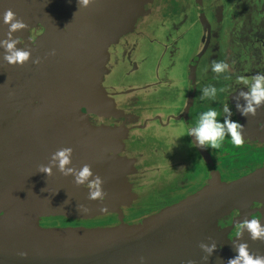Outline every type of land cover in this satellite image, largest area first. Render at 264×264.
Listing matches in <instances>:
<instances>
[{
	"label": "water",
	"instance_id": "1",
	"mask_svg": "<svg viewBox=\"0 0 264 264\" xmlns=\"http://www.w3.org/2000/svg\"><path fill=\"white\" fill-rule=\"evenodd\" d=\"M99 1L108 3L105 9L98 8L97 0L80 8L77 0H0V40L7 38L8 25L3 23L6 9L10 8L22 20L40 8L52 16L56 12L59 14L61 23L49 22L46 34L41 33L38 39L41 48H50L56 54L62 67L57 85L56 82L49 83L44 60L38 67V74L45 82L40 85L37 80L29 79L35 89L31 91L28 104L23 108L17 102L15 106L10 96V102L4 103L8 93L1 76L7 65H14L3 59L4 49L0 47V129L4 123L3 128L9 129L11 134L9 147L7 142L5 148L8 154L4 158L0 150V171L3 173L0 176L4 177L7 170L13 172L9 182H0V209L5 210L2 205L11 203L12 213L23 216L14 220L15 223L0 221V264H186L192 260L187 239L194 233V240H200L198 245L205 240L204 220L214 221L264 194V166H261L230 181L208 183L195 194L179 200L176 206L170 204L138 222L121 220L118 225L110 227L75 225L57 226V232L47 230L49 216L63 214L68 218L82 219L95 216L102 207L110 206L114 191H120L113 190V187L127 178L114 167L111 171L107 165L110 160L123 162L125 157L99 151L100 144L84 137L85 129L95 128L89 121L94 115L86 111L82 113L81 108L85 105V108L89 107L87 111L93 112L96 98H99L98 93H93L96 90L94 80H85L89 58L99 48L131 30L141 9L130 0ZM12 35L13 38L23 37L21 31ZM36 57H30L28 61ZM24 66L27 67V63ZM12 67H7V72H20L21 67ZM80 82L89 87L91 94L73 95L83 85ZM116 118L120 122L117 128L121 131L116 133L117 143L121 144L125 138L133 139L134 123L139 119ZM81 131L83 133L78 135ZM62 147L73 149L69 167L79 169L88 164L93 174L102 178V187L107 193L104 201L87 199L88 190L74 184L72 175L64 176L56 167H53L51 176L38 172L37 166L47 165L51 154ZM110 172L114 174L112 177H109ZM77 204H83L90 211L79 212ZM41 220L44 225L40 224ZM22 221L28 224L22 225ZM31 224L37 225L40 231L31 229ZM195 244L192 242L193 246ZM19 252H26L27 256L21 257ZM140 257L144 258L143 261ZM204 262L195 264H206Z\"/></svg>",
	"mask_w": 264,
	"mask_h": 264
},
{
	"label": "flooded vegetation",
	"instance_id": "2",
	"mask_svg": "<svg viewBox=\"0 0 264 264\" xmlns=\"http://www.w3.org/2000/svg\"><path fill=\"white\" fill-rule=\"evenodd\" d=\"M130 2L140 5L141 11L138 12L135 20L143 17L144 20L146 19L144 23H138L139 25L137 24L122 34L116 41L106 45L107 47L103 46L95 51L85 68V80H94L93 87H96V90L93 93L96 92L99 96L96 98L94 118H89L94 127L103 131L109 126L108 129H111L112 134L120 123L116 117L123 118L124 114L127 115L130 112L131 114L128 116H131L132 119L129 121H133L135 118L139 119L134 123L136 132H134V138L131 139L133 144L122 149V151H126L128 156H131V160L129 158L123 162L110 160L107 164L111 171L114 167L122 173L123 177H128L127 187H124V192L121 195L123 200L121 202L111 201V206H106L103 212L95 215L98 218L93 220L84 222L79 219L74 220L76 223L69 221V224L61 222L52 224L50 222L48 225L61 228L75 225H107L110 227V225H118L121 220L126 223L138 222L142 217L160 211L173 202L189 196L194 191L196 192L207 182L216 184L230 181L264 166V159L261 158L263 154H260L259 148L248 146L251 145L248 141L254 134L257 139L264 133V127L263 130L261 129L262 131L257 128L260 125L258 123H256V130H254L253 135L248 136L249 138L244 137L248 134L244 128L243 144L239 147L234 145L228 148L229 150L224 155L219 151L222 156H217L211 148L193 146L194 137L188 135L189 130L196 125L202 112L214 106V109L220 113L217 120L222 121L225 119L222 103L224 101L228 103V99H232L236 92L242 88L247 91V88L240 87L241 85L231 86L228 90L220 93L219 97L222 103L219 108L216 105L220 99L214 100L213 103L212 100L201 99L199 88L203 84L197 86L198 72L205 74L204 78L208 82L214 81L213 79H220V75L217 76L216 73L212 72V64L214 61H227L226 58L224 60L222 51L229 54L234 51L235 43H238L240 34L244 32L239 29L240 25L243 29L249 25L248 30L245 31L248 32L246 41L249 42L246 44V48L252 56L251 64H249L250 74L258 73L260 66L264 64V22L259 23L261 17L259 20L255 19L256 5H254L255 10L251 18L249 9H246L245 5L238 0H230L225 5L219 4L218 0H155L156 3L154 0H130ZM97 3L99 9H105V4H108L99 0ZM157 4L160 6L158 9L154 8ZM189 8L197 18L183 19ZM42 10L40 8V11H35L27 19H23L29 28L20 30L21 35H23V37L20 36L23 43L16 45V47L26 48L31 51V55L43 58L47 63L48 82H56L57 85L60 80L59 72L62 70L59 59L50 48H41L38 37L41 33L46 34V26L47 24L50 25L49 22L61 23V20L56 11L52 16L50 12L46 14V9L42 8ZM145 12L160 14L163 17L162 21L160 23L153 22V20L147 21L148 18L150 19V15L146 16L147 13ZM194 18L196 20H193ZM261 20L264 21V18ZM177 23L192 27L199 26L197 36L195 34L196 38L192 36L190 39V35L187 33L182 45L177 44V47L174 48L168 43L164 46V35L161 32L156 36L154 35V32L158 30L156 26L159 28L163 25L173 26L175 24L176 26ZM193 39L195 42L193 48L195 49L190 51V55L184 60V58L182 59L183 52L187 50L188 44ZM141 46L142 48L149 46L150 51L154 52L153 59L149 58V49L145 53H140L139 48ZM104 53H106L107 60L103 64L105 68L100 73L95 64ZM117 53H119V57ZM178 59L180 63L182 60L177 71L180 79H184L185 74L187 77L185 81L183 80L184 85H177L176 79L173 77L176 72L173 68H175ZM202 61L207 64L204 72L198 71ZM28 63L31 64H27V67H21L20 72H16V74L23 73L25 77L22 75V78L27 84H30L29 79L35 78L37 73L35 67H31L32 60ZM255 63L258 64L255 65ZM49 69L51 73H49ZM3 71L7 72V66ZM37 72L40 74V69ZM82 84L79 91L73 93L74 96L91 94L89 87L84 86L83 82ZM107 100H109V104H104V101ZM181 102H183L182 111L177 112ZM231 104L235 106V101L233 100ZM81 109V112L92 113L87 111L84 106ZM231 117L232 119L236 117L239 121L244 119L237 117L235 113H232ZM61 124L64 125V123ZM172 127L178 128L183 140L182 138L179 139L177 132L170 130ZM67 129L68 126L65 127V130ZM186 141H189L190 145H187ZM114 149L110 150L108 154H121ZM220 149L224 148L221 147ZM103 150L104 148L99 149V151ZM129 162H131V168L134 167L133 170H130ZM217 162L227 169L229 173L227 178L221 177ZM259 163L262 164L257 165ZM113 175L110 172L109 177ZM103 178L105 179V177ZM198 180L202 182H197ZM114 192L119 193L120 191ZM124 194H127V197H124ZM102 218L110 220L99 223ZM215 221L207 227L208 233H206L205 241L208 244L215 241L217 247L219 244L226 243L229 248L233 249L232 240L237 241L235 233L237 228L223 233L218 230V224L214 225ZM40 224L44 225L42 221ZM209 228L214 230V233L209 232ZM247 238L242 237L245 242H247ZM259 251V255H264V243L260 246ZM191 259L194 261L192 256ZM200 260L201 257L197 258L195 262H200ZM208 262L219 264V262L212 261L211 256Z\"/></svg>",
	"mask_w": 264,
	"mask_h": 264
},
{
	"label": "rangeland",
	"instance_id": "3",
	"mask_svg": "<svg viewBox=\"0 0 264 264\" xmlns=\"http://www.w3.org/2000/svg\"><path fill=\"white\" fill-rule=\"evenodd\" d=\"M229 1L230 0H218V3L222 4V5H225L226 2H229ZM238 1H240L241 4H244L246 9H249L248 12L251 13V18L253 17V12L255 10V6L254 5H256L255 19L259 20V17H261V19L264 18V0H238ZM154 2H155V0H154ZM152 7H154V6H152ZM154 8H156V9L160 8L159 4H157ZM146 11H149V10H146ZM145 13H147V12H145ZM151 13L148 12L146 14V16L150 15L149 16L150 19L148 18L147 21L150 22L151 20H153V22H159V23L162 21L161 19L163 17L160 14H154V12L152 14ZM193 17L197 18V16L194 15V12H192L191 8H189L187 10V15L183 16V19L190 20ZM142 19H143V17L140 18L137 21L135 20V22H134L133 26L131 27V29L133 27H135L138 23L139 24L140 23H144V21L146 19L145 20L144 19L142 20ZM261 19L259 20V23H263L264 22ZM193 20H196V19L194 18ZM248 26L249 25H247L243 29L242 25H240L239 29L244 31V32H243V34H240V40L238 41V43L237 44L235 43L234 51H231L230 54L228 52H223L222 51V55L224 57V60H225V58L227 59L226 63L229 65V69H228L227 72L220 74V79H218V80L217 79H213L214 81L208 82V81H206V78H204L205 74H201L200 72H198V77H197V83L198 84H197V86H201L203 84L201 87H205L206 85H209V86H214V87L218 88L215 100L220 99V97H219L220 93H222L223 91L228 90L231 86H233L235 84H236V86L241 85L240 87H245L244 85H242V84H240L238 82V78L240 76H245V77H247L248 79L251 80L257 74V73L250 74V72H249V70H250L249 69V64H251L252 56L248 52V50L246 48V44L249 43L248 41H246L247 37H248V36H246V34L248 33V32H246L248 30ZM156 27H158V30H156V32H154V35L156 36V35H158L161 32L164 35V40H165L163 45L166 46L169 43L174 48L177 47V44L182 45V43L185 42V38H186V34L187 33L190 35V39H191L192 36H195V34L197 36V34L199 32V26L196 25V26L192 27V26L185 25L183 23L182 24L181 23H177L176 26L174 24L173 26L172 25H163V26H160V28H159V26H156ZM251 28H253V27H251ZM249 31H251V29H249ZM196 36H195V38H196ZM154 38H156V37H154ZM38 42H39V39H38ZM194 43L195 42H194V39H193L192 42L190 44H188L187 50L183 52L184 55H183L182 59L184 58V60H185L188 57V55H190V53L192 51H194V49H195V48H193V44ZM148 49H149V46H148V48H146V47L142 48V46L139 48L140 53H145V52L148 51ZM148 52H149V58L153 59L152 56H153L154 52L150 51V49H149ZM117 55L119 57V53H117ZM31 56L35 57L33 55H31ZM37 57H39V56H37ZM261 58H262V56H261ZM179 59H180V57H179ZM179 59L177 60L175 68H173L176 71L174 73L175 75L173 77H174V79H176L175 82H176L177 85H184L183 80L185 81L187 79V77H186V74H185V77L183 76L184 79H180L181 77L179 76L177 71H178V67L180 66V64H182V60H181V63H180ZM106 60H107L106 53L102 54L97 60L96 67L100 71V73L105 68V65H103V64H104V62ZM43 63H44V59L40 60L39 64L32 63V66H31L32 68L35 67V72L37 73V74H35V78L36 79L32 78L33 79L32 81L35 82L37 80L36 82H38L40 85L43 84L45 81L42 80V78H43L42 76L38 75L37 70H39L38 67L41 64H43ZM27 64H31V63L27 62ZM256 64H258V63H255V65ZM206 65L207 64L204 61H202L201 64H200V67L198 68V71H200V70L203 71ZM23 66L14 65V67H12V66L7 65V67H12L13 69H16L17 67H23ZM258 73L264 75V64H262L260 66V69H259ZM22 75L25 77V75L23 73L22 74H16V72L15 73H10V72L3 71L2 76H1L2 84H4V87H5V89L7 90V93H8V96L5 98V100L7 102H4V103L10 102L9 100L12 99L13 100L12 102L15 104V106H17V102H19V105H21L23 108H24V104H28L29 98L31 97L30 96L31 95V91H32V89H35V88L33 87L32 83H31V85L27 84L26 81L24 80V78H22ZM81 83L82 82H80V84ZM74 86H78V85H74ZM201 87L199 88L200 91H202ZM220 89H223V91H219ZM9 96L11 97V99H9L10 98ZM92 101H95V100L93 99ZM232 101L233 100L229 98L228 99V103H225L226 101H224L222 103V101L220 99V101L217 103L216 107L220 108V105L222 103L223 107H224V105H227L231 109L232 113H235L237 115V117L244 118V119H241V121H239V120H237L236 117H234L233 119L231 117L232 120L237 121L240 124L244 125V128H245V130L248 133V134H246L244 136L245 138H247L251 134L253 135L254 130H256V123L260 124L259 126H257V128H259L260 131L263 130V127H264V107H262V108L257 110V115L255 117H253V116L244 117V116H242L239 113V111H237V109L234 106V104L233 105L231 104ZM213 102H214V100H212V103ZM241 103L243 104L244 101L241 100ZM104 104H109V100L104 101ZM182 106H183V102H181V104L177 108V110H178L177 112L182 111V108H183ZM0 107L2 108V105H0ZM84 108H85V105H84ZM88 108L89 107H86V109H88ZM212 108H214V106ZM92 111H93L92 114L94 115V113H95V105H94V109ZM105 112H106V109H105ZM224 115H226V114L224 113ZM124 117L127 120H131L132 119L131 116H128L126 114L124 115ZM223 121H224V119H222V121H219V122L223 123ZM171 126H175V125H171ZM3 127H5L4 123L1 126L2 129H0L1 130V132H0V135H1L0 136V150L2 151V154H1L2 158H4V156H6L8 154V152H6V150H5V148H6L7 142H8V146L7 147H9V141L11 140V134H10L9 129H5ZM170 130H172L173 132L174 131L177 132L178 135H179V139L182 138V137H180L181 132L178 130V128L172 127ZM228 136H230V135H226L225 136V140H224V142L222 144V147L224 149H222V150L221 149H219V150L213 149V151L216 152L217 156H222V155L219 154V151H221L223 153V155H224L226 153V151L229 150L228 148L234 146V144L232 142V139L229 138ZM182 140H183V138H182ZM186 143H187V145H190L189 141H186ZM248 143L251 144V145H248L249 147H255L256 148V146H257L259 148V150H260V154H263V155H261V158L264 159V133L257 139H256V135L254 134L253 137L249 139ZM225 144H226V147H225ZM218 165H219V171L221 172V177L222 178H227L229 176V173L227 172V169L223 168L224 166H221L219 163H218ZM1 166H2V163L0 161V168H1ZM11 173H13L12 170H10V171L7 170L5 172L4 177L0 176V182H2L3 180L9 182L10 179H12ZM0 174H3V173H1V171H0ZM200 181L201 180H198L197 182H200ZM202 181H203V179H202ZM208 183L209 182H207L206 184H203L202 187H204ZM199 189L200 188H198L197 190H199ZM195 193L196 192L194 191L189 196H191V195H193ZM1 199H2V197L0 195V204L2 203ZM259 201H261V202H259ZM173 203L176 206L179 203V200H177L176 202H173ZM2 206L5 207V210L2 209V211H0V221L12 222V221L17 220V219L20 220L19 218L23 217V216L19 217L20 215L16 216L17 214H15V212L12 213L10 206H13V204L9 203L8 206H4V205H2ZM0 207H1V205H0ZM12 209H13V207H12ZM231 209H233V208H231ZM231 209H229V210H231ZM158 212H159V210L157 212H155V213H152V214H156ZM47 218L48 219L46 220V222H51L52 224L56 223V222H58V223L61 222L63 224H65V223L69 224L70 223L69 221H72V222L76 223L74 221V218H70V217L66 220L68 222H65V220H63L61 218L60 219H55L52 216L51 217L49 216ZM246 218L259 219L261 221V224L264 225V194L259 195L256 200H253V202H250L248 204H245L244 206H240V207H238V208H236L234 210H231L229 213L225 214L222 217L220 216L219 218L216 219L214 225L218 224L219 225L218 230L222 231L224 233L227 230H229V231L235 230L236 229V222H238L240 220H243V219H246ZM10 220H12V221H10ZM109 220L110 219L102 218L99 223L108 222ZM41 221H39V222H41ZM211 222H213V221L206 222L204 220V222L202 224L203 225L202 226V231L206 230L207 227L211 224ZM14 223H15V221H14ZM21 224L25 225V224H28V222L22 221ZM49 226L50 227L47 228V230H49V232H53V231L57 232V230H58L57 226H51V225H49ZM210 228H213V227H210ZM210 228H209V232L212 231V229H210ZM31 229H34V230L36 229L37 231H40V228H38L37 225H35V224H31ZM47 230H45V232L47 234H50ZM212 232L214 233V230ZM206 233H208L207 230L205 232V235H206ZM54 234H57V233H54ZM51 235H52V233H51ZM193 236H194V233H191L189 238L187 239L188 240V245H189L188 248L190 249L191 256L195 257L197 259L199 257L207 255L199 246H197L198 242L200 240L197 239L195 241ZM243 236L245 238L248 237L247 238L248 239L247 243H248V246H249V250L251 252L256 253V254H260L261 250L259 251V249H260V246L262 245V242L259 241V240L252 241L249 238V234L246 231L244 232ZM205 239H206V236H205ZM240 239H241L240 242H245V241H243L242 238H240ZM192 242H194L196 244L193 246ZM203 243L208 244L207 241H205V240L203 241ZM220 246H223V247L222 248H218ZM218 247L215 250V253L211 254V260L214 261V262H219V264H227V260L230 259V258H233L236 255V252L234 251V249L229 248V246L226 243L223 244V245L219 244ZM200 261H202V259ZM209 264H211V263H209Z\"/></svg>",
	"mask_w": 264,
	"mask_h": 264
},
{
	"label": "clouds",
	"instance_id": "4",
	"mask_svg": "<svg viewBox=\"0 0 264 264\" xmlns=\"http://www.w3.org/2000/svg\"><path fill=\"white\" fill-rule=\"evenodd\" d=\"M91 2L92 0H77L78 8L87 7ZM3 23L8 25L7 38L0 40V47L4 49L3 59L10 65L23 66L30 59L31 51L26 48H17L16 45L21 43V37L17 36L13 38L12 34L23 29H28L29 26L22 19H18L16 13L10 8L6 9L3 13ZM32 62L39 64L40 58L36 57ZM228 69L229 65L224 61H214L211 68L212 72L216 73L217 76L227 72ZM238 82L244 85L247 91H244L242 88L232 97L235 101V107L242 116L255 117L257 110L264 107V75L257 73L251 80L245 76H240ZM219 91H223V89ZM216 95L217 88L214 86H206L201 91V99L215 100ZM241 100L244 101L243 104ZM223 112L226 114L223 123L217 120V116L220 113L214 108H209L200 114L196 125L188 132V135L194 137L193 146L219 150L226 135H230L235 146L239 147L243 144L244 125L231 119L232 111L227 105H224ZM72 151L71 147L57 149L51 154L47 165L41 164L37 166L38 172L51 176L53 167H56L62 175H72L74 177V184L88 190L87 199L104 201L107 196L102 187L104 181L99 175L93 174L90 165L84 164L79 169L69 167ZM77 210L85 213L90 211L83 204H77ZM236 228L237 241L232 240V246L236 255L228 259L227 264H264V255L251 252L247 242H238L246 231L252 241L259 240L264 243V225L261 224V221L259 219L246 218L236 222ZM198 246L207 254L201 257L207 264L209 257L217 249V244L215 241L211 244L201 242ZM18 255L25 257L27 253L19 252ZM140 259L143 261L144 258L140 257ZM186 264H195V261L188 260Z\"/></svg>",
	"mask_w": 264,
	"mask_h": 264
},
{
	"label": "crops",
	"instance_id": "5",
	"mask_svg": "<svg viewBox=\"0 0 264 264\" xmlns=\"http://www.w3.org/2000/svg\"><path fill=\"white\" fill-rule=\"evenodd\" d=\"M103 117H107V116H103ZM108 128H109V126H108ZM108 128H106L105 130H103V131H100V130H98V128H93V129H88V130H84V133H83V131H81L80 133H77L78 135L79 134H84V137L86 138V139H93V141L95 142V143H98V144H100L101 145V147L102 148H104V152H106V153H109L110 152V150H113V148H115L114 150H118V152L119 153H121V154H119V155H122V156H124L126 159L127 158H129V160H131V156H128L127 154H126V151H122V149H124L127 145H132L133 144V141L130 139V138H125L124 140H121L122 141V143L121 144H118L117 143V137H116V133L117 132H121L118 128H116V131L115 132H113L112 134H111V129H108ZM100 133H103V134H100ZM86 134H93V135H87L86 136ZM120 137H122V136H120ZM109 150V151H108ZM128 160V159H127ZM129 165H130V170H133V168H131V162H129ZM135 170H137V169H135ZM134 170V171H135ZM127 181H128V177L127 178H125V180H123V182H119V184L117 185V186H114L113 187V190H120L121 192H119L120 194H118V193H115L114 195H112V201H114V202H121L123 199L121 198V195L123 194V192H124V187H127ZM126 193V192H125ZM126 195L127 194H124V196L126 197ZM111 206V205H110ZM106 207V206H105ZM105 207L102 209V211L101 212H103V210L105 209ZM101 212H98L97 214H99V213H101ZM96 214V215H97ZM53 218H55V219H63V220H67L68 219V217H66L65 215H63V214H59V215H54V216H52ZM97 216H93V217H90V218H86V219H82V218H74V220H79V219H81V220H83L84 222L85 221H90V220H93L94 218H96ZM43 218H45V216L43 217ZM98 218V217H97ZM57 223V222H56ZM110 226H113V225H110ZM92 227H107V225H93Z\"/></svg>",
	"mask_w": 264,
	"mask_h": 264
},
{
	"label": "trees",
	"instance_id": "6",
	"mask_svg": "<svg viewBox=\"0 0 264 264\" xmlns=\"http://www.w3.org/2000/svg\"><path fill=\"white\" fill-rule=\"evenodd\" d=\"M258 160V159H257ZM260 161V160H259ZM258 162V161H257ZM262 163H259V164H257V165H261Z\"/></svg>",
	"mask_w": 264,
	"mask_h": 264
}]
</instances>
